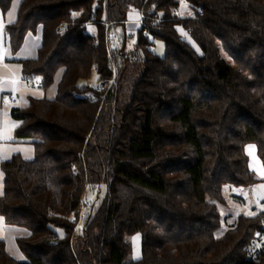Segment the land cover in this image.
Here are the masks:
<instances>
[{"label": "trees", "instance_id": "trees-1", "mask_svg": "<svg viewBox=\"0 0 264 264\" xmlns=\"http://www.w3.org/2000/svg\"><path fill=\"white\" fill-rule=\"evenodd\" d=\"M15 1L0 0L2 13ZM181 1L18 0L10 53L41 33L36 56L19 60L23 79L46 91L63 71L54 97L10 111L34 153L1 162L0 215L28 233L16 238L22 260L0 238V264H264V242L256 260L247 251L264 211L239 213L221 232L225 186L261 181L247 143L264 165V0H185L187 16ZM131 6L144 25L127 49ZM100 185L98 207L83 206Z\"/></svg>", "mask_w": 264, "mask_h": 264}, {"label": "crops", "instance_id": "crops-1", "mask_svg": "<svg viewBox=\"0 0 264 264\" xmlns=\"http://www.w3.org/2000/svg\"><path fill=\"white\" fill-rule=\"evenodd\" d=\"M17 3L18 0L15 1L6 14H3L0 9V195L2 194L3 180L1 162L10 159L17 153L27 159L32 158L34 153L32 144L18 141L15 138V129L20 122L11 116V109L13 107H23L27 105L30 97H41L45 94L49 98L54 97L58 81L63 71L59 69L58 71H61L60 74L57 75L56 73L52 84L54 86V91L51 95L47 94L52 85L46 91H43L37 86L30 85L27 80L23 79L19 60L36 56L41 42V33L40 30H37L35 33H28L19 51L15 55L10 53L7 44V36L5 34V25L6 23L14 21ZM136 15L138 16L137 12L133 10H130L128 13L130 18H136ZM178 29L180 30V27ZM7 93H12L16 96V101L11 105L4 104V96ZM17 103L18 105H15ZM245 152L248 156L250 169L254 171L257 176L259 175V178H264V165L257 155L255 144L247 143L245 145ZM27 233V230L22 227L5 224L0 215V238L5 240L7 251L18 260H22L24 257L17 246L16 238L27 235ZM134 235L135 243L133 245L137 244L139 247V250H137L139 252H137L135 256L136 260L141 257V236L139 233Z\"/></svg>", "mask_w": 264, "mask_h": 264}, {"label": "rangeland", "instance_id": "rangeland-1", "mask_svg": "<svg viewBox=\"0 0 264 264\" xmlns=\"http://www.w3.org/2000/svg\"><path fill=\"white\" fill-rule=\"evenodd\" d=\"M129 10H133L134 12H137L138 16L136 15V18H130L128 16L127 22L125 21V30L128 34V39L126 41V48L130 49L134 45V33H136L137 29L140 28L139 23L135 22L139 19V10L133 8L132 6L129 7ZM178 14L180 16H187L192 14V10L188 6H182L180 9H178ZM129 13V12H128ZM90 31L94 30V26L89 27ZM181 33L184 35V37L189 41L192 42L194 47L197 49L198 52H200L198 46L194 43V41L188 36L187 34L183 33V29L180 27ZM123 27L117 26L113 27L110 32V36H115L117 39L116 34H122ZM114 38V37H113ZM117 45L122 44L119 39L116 40ZM155 46L154 50L157 54L163 55L164 53V43L161 40H155ZM222 56L230 63H232V59L224 52L222 51ZM61 71L57 72V75L60 74ZM114 80V77H112V81ZM88 82L92 85H96L98 83L97 81V74L93 73L92 76L89 78ZM105 88H108V85L105 86ZM54 91V86L52 85L51 89L48 90L47 95H51ZM19 103V102H18ZM15 104V105H18ZM259 176V175H258ZM260 177V176H259ZM258 177V178H259ZM261 181L252 186V187H238V188H232L230 185L225 186V195L227 199V204L225 207H221V213L223 216L226 217V220L223 222V226L221 228V232L224 231L226 228L232 226L235 221L236 215L239 213H245V214H252L257 211H264V178H260ZM105 192V185L96 186L93 188H89L87 190V196L90 198L92 202L93 209L97 208L100 202V199L104 195ZM134 236H129L128 239L132 243V252H131V259H135V256L137 255V250H139V247L137 244L133 245L135 243ZM141 250V247H140Z\"/></svg>", "mask_w": 264, "mask_h": 264}, {"label": "built area", "instance_id": "built-area-1", "mask_svg": "<svg viewBox=\"0 0 264 264\" xmlns=\"http://www.w3.org/2000/svg\"><path fill=\"white\" fill-rule=\"evenodd\" d=\"M186 4H187V2L185 0L181 1V5L182 6H186ZM143 18H144V14H143L142 11H140L139 12V19L137 21H135V22L139 23L140 27H142L144 25L143 24L144 23L143 22ZM107 27H108V24H107ZM187 32L190 33L191 30H187ZM142 33L146 34V29H143ZM106 85H108V87H109L110 83L109 84L100 83L98 85V87L96 88V90L100 91V90L104 89ZM32 86H40V81L39 80L33 81L32 82ZM15 101H16V96L14 94H12V93L5 94V96H4V104L5 105H11ZM90 203H91L90 198L88 196H85L83 198V206H88V205H90ZM263 242H264V233H260L259 234V239L253 240L251 242L250 246L247 247L248 255H249L250 258H252L253 260H256L257 250L263 244Z\"/></svg>", "mask_w": 264, "mask_h": 264}]
</instances>
